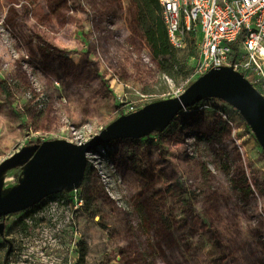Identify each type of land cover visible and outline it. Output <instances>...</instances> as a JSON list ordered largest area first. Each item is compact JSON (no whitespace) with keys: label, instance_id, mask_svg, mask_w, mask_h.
I'll use <instances>...</instances> for the list:
<instances>
[{"label":"rangeland","instance_id":"obj_1","mask_svg":"<svg viewBox=\"0 0 264 264\" xmlns=\"http://www.w3.org/2000/svg\"><path fill=\"white\" fill-rule=\"evenodd\" d=\"M143 6L0 0V164L28 145L85 143L197 79L199 48L163 54L157 15ZM88 161L80 206L65 193L6 217L7 264H264V151L227 103L205 100L164 133ZM19 176L9 171L5 186Z\"/></svg>","mask_w":264,"mask_h":264},{"label":"water","instance_id":"obj_2","mask_svg":"<svg viewBox=\"0 0 264 264\" xmlns=\"http://www.w3.org/2000/svg\"><path fill=\"white\" fill-rule=\"evenodd\" d=\"M208 99L221 100L244 119L264 151V95L233 67L211 69L182 94L123 115L82 144L51 140L28 145L0 164V236L7 216L28 210L48 197L79 189L88 168V155L119 140H140L162 134L184 110ZM20 169L18 183L6 187V175ZM9 244L6 261L12 250Z\"/></svg>","mask_w":264,"mask_h":264},{"label":"built area","instance_id":"obj_3","mask_svg":"<svg viewBox=\"0 0 264 264\" xmlns=\"http://www.w3.org/2000/svg\"><path fill=\"white\" fill-rule=\"evenodd\" d=\"M171 47L200 50L193 76L233 67L264 95V0H158ZM190 110L202 109L198 104ZM186 109L184 111H187ZM75 189L68 193L78 207Z\"/></svg>","mask_w":264,"mask_h":264},{"label":"trees","instance_id":"obj_4","mask_svg":"<svg viewBox=\"0 0 264 264\" xmlns=\"http://www.w3.org/2000/svg\"><path fill=\"white\" fill-rule=\"evenodd\" d=\"M143 4H144V9L147 10L148 12H150L152 15H157L158 18V26H160V29L162 30V37H163V54H168L169 53V46L170 43L168 41V37H167V32H166V28L163 24V22L161 21L160 17H159V11H160V6L158 3V0H143ZM151 41H152V46L155 49H158V45H157V40H156V35L155 33L152 31L151 32ZM157 54H159V52H157ZM5 92H7L6 87H4ZM204 102V101H203ZM201 102L200 105L203 103ZM193 108V107H192ZM250 129V128H249ZM154 134H158V133H154ZM65 194V192L54 195L52 197H62ZM4 237L0 236V264H7L6 258L4 259L2 257V245H3V241H5V239H3ZM6 242V241H5ZM85 249L82 251V253L79 256V262L80 263H84L85 260Z\"/></svg>","mask_w":264,"mask_h":264}]
</instances>
